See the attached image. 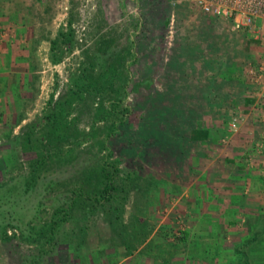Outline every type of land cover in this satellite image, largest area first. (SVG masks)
I'll return each mask as SVG.
<instances>
[{
  "label": "rangeland",
  "instance_id": "374dc122",
  "mask_svg": "<svg viewBox=\"0 0 264 264\" xmlns=\"http://www.w3.org/2000/svg\"><path fill=\"white\" fill-rule=\"evenodd\" d=\"M188 4L194 3L188 0H48L46 3L0 0V156L8 155V146L15 134L22 133L27 124L50 108L51 96L55 99L62 93L72 74L78 72L83 63H88L93 55L101 61L116 57L117 52L131 48V40L139 32L143 34L138 60L130 67L137 94L130 91L124 103L133 107L134 94L139 96L152 90H163L162 73L176 35L184 30L181 23L189 26L194 23L192 28L199 27L191 21L193 18L184 20ZM196 9L200 17L203 10ZM68 26L73 29L71 47L68 49L63 45L62 59L54 62L50 57V39ZM253 42L257 44L255 52L245 62L242 79L254 97L249 105H239L221 119H208L206 140L184 143L183 151L175 144L165 148L147 141L143 170L145 174L158 175L165 190L156 188L143 199L138 198L136 190L130 191L123 219L134 236L131 244L136 246L135 249L124 246L100 209L87 208L88 217L77 221L79 227L72 243L75 249L68 247L69 237L64 233L56 250L49 252L14 235L8 240L0 239V264H234V248L238 243L230 241L228 248L225 227L230 223L239 224L234 217L246 205L245 213L238 212L241 220L245 216L240 222L243 225L262 212L259 205L246 201L235 184L244 176H238L239 167L248 175L251 163L259 168L257 171L261 172L259 175L264 184V40L253 38ZM192 44L196 46L198 41L193 39ZM129 55L126 53L127 58ZM196 65L193 80L198 79L201 83L205 71L200 60L197 59ZM136 66L140 73L133 76ZM177 77L180 78L177 84L183 82L181 75ZM140 107L146 113V105L140 104ZM80 108L77 127L88 130L92 107L84 105ZM96 124L94 143L91 138L72 151L73 155L89 157L90 165L96 164L102 152L96 140L106 130L103 121ZM182 131L184 137L181 139L184 140L188 132L181 127ZM122 150L123 146H117L114 156H119ZM27 156L22 153L20 160ZM229 156L234 158L228 159ZM7 164L13 167L10 161ZM126 164L131 163L128 160L120 166L123 168ZM66 167L63 178L73 180L74 169L71 165ZM3 172L0 168V175ZM201 173L203 176L198 177ZM228 179L235 188L226 196L222 194L221 183ZM172 191L177 194L170 193ZM224 199L229 200L228 204H224ZM223 206H226L224 211ZM139 208L144 209L141 210L143 213ZM50 210L51 206H48L47 211ZM134 215L147 225L138 226ZM83 219L88 225L82 229L81 241L79 228L84 225ZM67 229L66 225L62 231ZM12 231L16 230L8 229V233ZM143 233L146 239L140 243L138 239ZM239 233L246 236L244 231L238 230ZM254 262L263 264L260 260Z\"/></svg>",
  "mask_w": 264,
  "mask_h": 264
},
{
  "label": "trees",
  "instance_id": "16d2710c",
  "mask_svg": "<svg viewBox=\"0 0 264 264\" xmlns=\"http://www.w3.org/2000/svg\"><path fill=\"white\" fill-rule=\"evenodd\" d=\"M40 1L46 3L48 0ZM196 8L195 4L186 5L184 20L193 18L191 21L199 27L192 28L194 23L191 26L181 23L184 30L176 35L162 73L163 90L136 95L130 67L138 60L143 34L139 32L131 40L132 50L119 51L116 57L104 61L91 56L87 60L89 65L83 63L80 70L72 74L62 93L55 99L51 96L50 108L27 124L22 133L13 136L8 146L9 156H0V168L6 172V175L4 172L0 175L1 240L18 235L21 240L38 245L41 251L49 252L56 250L64 233L69 237L68 247L72 248L79 227L77 221L88 217L87 208H94L103 212L125 247L136 248L131 244L134 236L123 219L129 193L134 189L138 198L143 199L156 188L165 190L158 175L145 174L143 170L147 141L165 148L175 144L183 151L189 142L206 140L208 119H221L237 106H247L254 100L242 81L245 62L257 45L252 36L247 31L233 29L229 18L204 11L199 17ZM72 39L71 26L61 28L50 39L52 61L62 59L63 45L69 49ZM193 39L198 41L196 46H192ZM241 42L246 44L241 47ZM197 59L205 71L201 83L198 79L193 80ZM133 69V76L139 75V67ZM180 75L184 80L177 84ZM130 91L136 93L133 107L124 103ZM140 104L146 105V113ZM84 105L92 107L88 130L77 127L78 112ZM137 111V115H130ZM98 121L104 122L106 130L101 139L96 140L102 152L97 155L96 164L90 165L89 157L77 155V158L72 151L82 142L95 138ZM187 121L189 123L182 126ZM181 127L188 132L184 140L181 139L184 137ZM117 146H123V150L119 156H114ZM22 153L28 156L21 161ZM128 160L131 164L122 168L120 164ZM67 165L74 169L73 180L65 181L66 177L62 176ZM190 167L194 169L192 165ZM239 171L246 173L242 167ZM202 176V173L198 175ZM258 179L262 182V176ZM170 193L177 194L175 191ZM48 206H51L49 212ZM139 210L144 211L143 208ZM133 217L138 226L147 225L138 215ZM83 221V227L79 228L81 241L82 229L88 225L86 219ZM232 221L236 222V219ZM247 224L246 236L241 237L234 248V264H256L254 260L264 264V210ZM66 225L68 229L63 232ZM9 228L18 234L16 231L8 233ZM145 239L143 233L138 241L142 243Z\"/></svg>",
  "mask_w": 264,
  "mask_h": 264
},
{
  "label": "built area",
  "instance_id": "2783aa9c",
  "mask_svg": "<svg viewBox=\"0 0 264 264\" xmlns=\"http://www.w3.org/2000/svg\"><path fill=\"white\" fill-rule=\"evenodd\" d=\"M188 1L205 12L229 18L233 29L247 31L253 38L264 40V0Z\"/></svg>",
  "mask_w": 264,
  "mask_h": 264
},
{
  "label": "crops",
  "instance_id": "0c3cea01",
  "mask_svg": "<svg viewBox=\"0 0 264 264\" xmlns=\"http://www.w3.org/2000/svg\"><path fill=\"white\" fill-rule=\"evenodd\" d=\"M246 167H249L248 165ZM249 169H251L250 174L247 175V173L244 174L242 179H239V181L235 184L238 191L246 198V201L248 202H252L255 203L257 205H259V209L264 210V184L260 181V179H258V176H260L259 174H261V172H258L257 169H259L254 163L250 164ZM240 174H242V172L239 171L238 176L242 177ZM263 174V173H262ZM221 185H223V190H222V194H226L229 195L231 194V192L234 191L235 187H231L232 185H230L229 179L225 182H222ZM229 199V196H228ZM228 199H224V204H228L229 200ZM260 203V204H259ZM226 207V206H225ZM225 207L223 206V211L225 209ZM246 208L244 209H240L237 211V215L234 218L238 219L239 224L237 225H233V224H228L225 227V230L227 229V236H228V248L230 249V241H236L239 242L241 239V234H237V231L240 230L241 232H245L247 233V224L243 225L242 223H240L242 220H245V216L242 218H239V214H243L245 213V211H247V205L245 206ZM221 209V210H222ZM239 212V214H238ZM246 215V214H244ZM240 219V220H239ZM222 224H224V221H222ZM237 226V227H235ZM232 239V240H229Z\"/></svg>",
  "mask_w": 264,
  "mask_h": 264
}]
</instances>
